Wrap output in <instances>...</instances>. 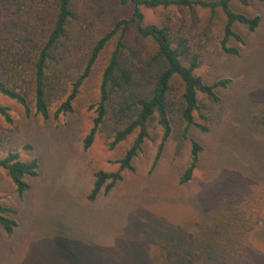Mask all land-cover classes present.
I'll use <instances>...</instances> for the list:
<instances>
[{
    "label": "rangeland",
    "instance_id": "rangeland-1",
    "mask_svg": "<svg viewBox=\"0 0 264 264\" xmlns=\"http://www.w3.org/2000/svg\"><path fill=\"white\" fill-rule=\"evenodd\" d=\"M50 2L34 23L24 18L15 30L26 34L23 30L32 27L37 47L52 30L55 5ZM74 2L76 18L54 50L61 78L51 93L49 118L35 114L32 90L28 116L0 94V106L10 117L7 121L0 115V159L17 152L20 160L38 163V174L26 178L30 188L21 198L0 169V202L16 211L12 217L18 223L11 234L0 227V264H264V0L231 3L234 12L261 18L255 31L234 24L244 42L231 38L227 46L236 48L237 56L220 48L225 23L220 9L212 13L198 7L140 8L144 25L166 26L198 55L195 75L207 84L224 78L230 83L215 90L218 102L200 92L196 95L202 108L193 112V120L208 131L195 125L185 129L180 113L184 84L173 76L168 95L172 132L156 165L152 168L163 128L155 113L147 122L148 137L131 162L133 169L121 171L122 179L108 192L102 189L94 201L87 199L94 173L118 172L116 161L137 134L110 147L115 132L134 118V110L117 113L114 96L92 144L83 147L119 34L98 56L72 103L73 111L57 118L54 112L70 93L95 42L116 21L130 19L133 6L118 0ZM20 37L0 44L19 47ZM123 41L127 49L122 58L133 67L156 52L151 41L137 36L134 23ZM191 141L202 151L191 179L180 183L190 164Z\"/></svg>",
    "mask_w": 264,
    "mask_h": 264
},
{
    "label": "trees",
    "instance_id": "trees-1",
    "mask_svg": "<svg viewBox=\"0 0 264 264\" xmlns=\"http://www.w3.org/2000/svg\"><path fill=\"white\" fill-rule=\"evenodd\" d=\"M234 1L248 5V0H118L122 5L133 6L131 18L116 21L109 32L95 42L83 70L71 84L70 93L54 112V117L57 118L60 113L73 111L72 103L79 93V88L89 77L98 56L107 43L119 34L115 48L102 74L99 101L95 105L96 117L93 119V127L83 140V147L87 149L92 144L99 125L102 124L114 101V96L118 97L117 113L134 110V118L122 130L115 132L110 147L113 148L134 131H137V134L124 156L116 161L119 164L118 172L97 171L94 173L93 186L87 196L89 201H94L102 189L108 192L116 182L120 181L122 179L121 171L133 169L131 162L148 137L147 122L152 119L155 113L159 125L163 128V136L152 168L156 165L164 143L172 132L168 95L171 89L170 80L173 76L179 77L184 84V91L180 99V113L182 120L186 123L185 129L195 125L202 131H208L207 127L196 124L193 120V112H199L202 108L196 95L200 92L212 102H218L220 98L215 90L225 88L230 83L229 79L224 78L207 84L200 76L195 75L194 71L199 66L198 55L191 54L185 40L172 35L166 26L144 25L140 8L176 6L193 9L198 7L212 13L220 9L225 16L223 37L219 41L220 48L226 54L237 56L238 50L227 46L231 38L240 43L244 42L241 36L233 30L234 24H243L248 30L255 31L260 25L261 18L258 15L250 17L234 12L231 8V3ZM50 3V0L36 2L34 0L33 3L31 0H0V18H3V23L0 24V43L6 39L10 40L12 36L19 38V35L21 36L19 40L22 42L19 47L12 44H0V94L18 103L28 116L31 113V108L27 96L28 92L32 90L35 114L40 115L43 119L49 118L51 93L56 89L61 78L54 50L60 40L67 35V27L70 22L76 18L75 2L74 0H54L52 30L42 47L33 44L34 31L32 27L23 30L26 34L21 30L18 32L15 30L25 23L22 20L24 18H28L34 23L40 14H44ZM11 16H17V20H10ZM131 23L135 24L137 36L142 40L151 41L156 50L155 54L148 57L140 67H133L128 58H122V54L127 49L123 41L124 34ZM3 33L7 38L2 36ZM184 61L188 62L187 65H184ZM152 71H154L153 74ZM142 87L147 88L145 93V89ZM139 92L144 95H140ZM7 111L6 107L0 106V115L10 121ZM201 117L204 118V116ZM201 151L202 147L196 141H191L190 164L181 176L180 183H186L191 179L193 171L197 168ZM0 169L6 171L15 186L17 196L21 198L30 188L26 178L35 177L38 174V163L36 159L22 161L17 152H9L0 159ZM15 214L14 209L6 207L0 202V227L7 234H11L18 225L15 218L12 217Z\"/></svg>",
    "mask_w": 264,
    "mask_h": 264
}]
</instances>
